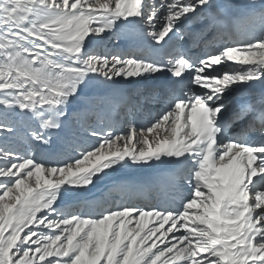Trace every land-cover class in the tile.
Instances as JSON below:
<instances>
[{
  "label": "snow or ice",
  "instance_id": "1",
  "mask_svg": "<svg viewBox=\"0 0 264 264\" xmlns=\"http://www.w3.org/2000/svg\"><path fill=\"white\" fill-rule=\"evenodd\" d=\"M161 76L155 115L53 151L90 93ZM152 164L163 203L93 192ZM0 264H264V0H0Z\"/></svg>",
  "mask_w": 264,
  "mask_h": 264
},
{
  "label": "bare ground",
  "instance_id": "2",
  "mask_svg": "<svg viewBox=\"0 0 264 264\" xmlns=\"http://www.w3.org/2000/svg\"><path fill=\"white\" fill-rule=\"evenodd\" d=\"M185 24L187 25L188 22H185ZM185 30L191 31V32H197V31H199V28L198 27H192V28L186 27ZM179 43H184L185 46L192 45L190 43V40L185 41V42H179ZM145 44L147 45L146 41H145ZM104 46H106L108 49H113L114 47L116 49H129V48L137 47L135 42H131L128 39H122L119 44L113 45V43L110 42L107 38L104 40ZM143 53L145 55H148L147 51L146 52L143 51ZM128 83L122 82V83L118 84L117 85L118 87L114 91H120L121 95L114 92L110 95L105 96V101H106L105 104L100 108H97V109L94 108V109L90 110L88 113V116L85 119L81 120L79 126L80 127L83 126V123L85 126H87L88 124L87 125L85 124L87 122V120L91 116L96 114L97 117L95 118V120H94L95 122L93 124L95 125L96 122H97V124H96V126H92L91 128L96 129V130H103V131L112 130V131L119 132L125 128V125H123V127H119L117 122L114 124V120L117 118H120L121 116L124 117V114H126V113L128 114L127 111H133L135 114L140 115L145 120L147 118L146 112L148 109L153 108L152 113H154V115L160 110L159 106L156 103L152 102L153 98L149 97L147 95V93H145L144 95H141V93H144L145 91H139L141 89H139L137 91L136 88L127 86L126 84H128ZM246 94H247L246 91H240L236 95L242 98ZM128 95L137 97V99H136L137 102H136V104L133 105L132 109H128L126 111L123 107H120V102L122 100H124ZM158 102H160V101L158 100ZM241 102H242V100H241ZM85 126H83V127H85ZM74 129H75V127L72 124L70 127H66L63 132L58 134V138H56V143L53 146V149H56V151H55L56 153H60L63 145H66V144H69V145L73 144V146H74L76 144L77 145L78 144L90 145V144L96 143V140L94 138L88 137L87 134L84 132V130H83V132L80 130L82 133L79 134L80 135L79 137H76ZM80 138L82 140L79 141ZM67 139H68V141L65 142ZM67 151H68V149H67ZM37 155H39V153ZM141 168L142 167L133 166V167H126V168L117 169L114 172H110V174L107 178L98 182L97 188L93 189V192H97L100 189H105V187L107 185H110V184H119V183L114 181L116 177L133 173L135 171L140 170ZM120 184H129V183L125 182V183H120ZM150 194L158 195V198L156 200L157 203L159 201L164 202V196L160 192L159 189L152 190V191L146 190L145 193L142 195V197L144 199L149 198Z\"/></svg>",
  "mask_w": 264,
  "mask_h": 264
},
{
  "label": "rangeland",
  "instance_id": "3",
  "mask_svg": "<svg viewBox=\"0 0 264 264\" xmlns=\"http://www.w3.org/2000/svg\"><path fill=\"white\" fill-rule=\"evenodd\" d=\"M223 70V69H222ZM97 109V108H96ZM94 118H95V115L94 116H91L88 120H87V122L85 123L86 125L88 124V125H91V127L93 126V122H94ZM127 121V119H124V122H126ZM73 126L75 127V135H76V137H79L80 135L79 134H81L82 132H83V130H84V127L83 126H85L84 125V123H83V126H78L76 123H73ZM79 127V128H78ZM82 132H81V131ZM80 140H82L81 138L79 139V141ZM68 141V139L65 141V142H67ZM68 145V146H67ZM77 145V144H76ZM76 145H74L73 146V144L72 145H69V144H66V145H64V147L61 149V151L60 152H65V151H67V149H68V151L67 152H69V153H71V149L73 148V147H75ZM78 145H81V144H78ZM77 150H79V149H77ZM53 151H55V150H53ZM118 200V199H117Z\"/></svg>",
  "mask_w": 264,
  "mask_h": 264
}]
</instances>
